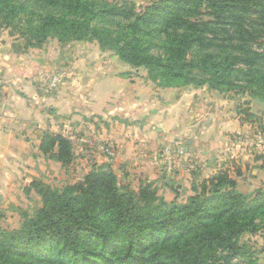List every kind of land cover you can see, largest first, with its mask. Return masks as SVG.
Here are the masks:
<instances>
[{"label":"rangeland","instance_id":"1","mask_svg":"<svg viewBox=\"0 0 264 264\" xmlns=\"http://www.w3.org/2000/svg\"><path fill=\"white\" fill-rule=\"evenodd\" d=\"M14 1L24 7L14 19L2 20L0 16V64L11 58L9 63H16L18 68V62L24 60L40 61L41 93L62 92L66 97L71 93L73 110L66 114L68 106L64 101L60 104L62 114L55 117V108L45 104L41 128H34L32 135L23 133L10 142L0 143L1 227L18 228L22 213L32 214L40 207V189L73 184L93 166L100 165L110 168L119 184L130 189L137 190L141 183L151 182L157 194L167 201L185 202L189 195L200 191L204 180L220 171H226L236 181V188L249 197L264 190V168L258 158L264 154V101L236 87L228 90H214L207 84L197 88L180 84L162 87L148 77L145 68L121 61L110 50H101L96 40L60 43L50 34L40 46L27 47L28 28L40 14H55L58 9L43 0ZM89 1L99 9L115 6L133 13L129 19H107L106 28L113 30L120 27L117 24L126 26L134 14L146 13L147 6L161 0ZM212 12L201 6L199 14L190 18L205 29L206 44L189 49L188 58L211 54L222 59L264 51L261 24L246 25L245 30L238 32L226 24H218ZM148 38L156 44L152 52L166 51L167 41L162 42L165 38L159 40L155 34ZM256 68L264 71V64ZM127 83L136 89L132 98ZM170 88L178 90L169 91ZM159 91H167L164 100L158 96ZM178 94L177 105L165 110L164 104L174 102ZM128 99L133 100L128 103ZM123 130L131 136L128 142L135 141L123 150L125 157L120 152L126 142ZM46 132L71 141L73 157L68 164L49 159L39 150ZM160 132H165L166 138ZM111 134L118 141L108 138ZM11 149L18 156H9L7 151ZM255 222L257 229L240 237V243L252 255L236 256L231 264H264V217L258 216ZM217 254L222 261L227 252Z\"/></svg>","mask_w":264,"mask_h":264},{"label":"trees","instance_id":"2","mask_svg":"<svg viewBox=\"0 0 264 264\" xmlns=\"http://www.w3.org/2000/svg\"><path fill=\"white\" fill-rule=\"evenodd\" d=\"M43 2L58 11L39 15L28 28L27 47L40 46L50 34L60 43L96 40L101 50L145 68L162 87H236L264 101V71L256 68L264 64V51L222 59L187 56L189 49L206 44L205 29L190 19L201 6L213 11L218 24L241 32L246 25L264 29V0H161L113 30L106 28L107 19H129L133 13L115 6L99 9L89 0ZM22 7L0 0L2 20L16 18ZM153 34L165 38V52H152ZM38 148L63 165L73 157L71 141L60 134L44 133ZM258 158L264 168V154ZM42 189V205L22 213L18 228L0 226V264H231L236 256L252 255L240 237L254 232L255 219L264 217V190L249 197L226 171L204 180L185 202L167 201L151 182L137 190L123 186L105 165L93 166L73 184ZM219 251L227 252L222 261Z\"/></svg>","mask_w":264,"mask_h":264},{"label":"crops","instance_id":"3","mask_svg":"<svg viewBox=\"0 0 264 264\" xmlns=\"http://www.w3.org/2000/svg\"><path fill=\"white\" fill-rule=\"evenodd\" d=\"M25 54H27V52H25ZM4 57L5 54H2V60L4 59ZM11 61L12 60L10 58V61H2L0 64V81L3 82L1 87L2 90H0V143L6 140H7L6 142H10L14 140L17 137V135L20 136L23 133L32 135L34 128H41L43 124L42 123L43 114L45 111L44 107H46V105L55 108V117H57L58 114H62L60 113V109H61L60 104H62L64 101L67 103V106L69 107V108L67 107L68 112L66 114H69V112L73 110L72 99H70L71 93H68L67 97L64 96L62 92H60L59 94L55 93L53 95L52 94L43 95L41 93V89H40L41 67L39 66L40 61H30V59L26 61L24 60L23 62H18V66H19L18 68L16 63H9ZM126 86L128 87L127 88L128 92L132 98L134 94L133 91L136 92V89H134L133 86L130 85L129 83H127ZM172 89H177V88H170L169 91H171ZM145 90H146L145 93L146 95L148 94L147 90L149 89L147 88ZM166 92L167 91H162V92L159 91L157 94L160 97V99L164 100V95ZM179 95L180 94H178L177 98H174L173 100L174 102L169 101L168 103L164 104L165 110L166 109L170 110V108H173L177 105V102L180 98ZM132 100L128 99V103H131ZM93 106L94 104H92L90 108ZM105 110L106 112L108 111L107 108ZM102 111L103 108L98 112H102ZM50 121H52L51 117H50ZM50 130H52V128H50ZM41 132L42 131H40L39 134H42ZM127 132L128 131L123 130L124 133L123 137H125L124 140L126 142L125 144H122V151L120 148V152L122 153L123 150L128 148L130 145L132 146L133 143L135 142L134 140H132L131 142L127 141V139L131 137L130 135L127 134ZM158 134L166 138L165 132H160ZM108 138L112 140L115 139L116 141H118L114 134H111ZM0 146L2 145L0 144ZM7 152L9 156H13V157L18 156L14 153L12 149L8 150ZM123 155H124L123 157L126 156L124 153ZM2 157L3 154L0 152V164L1 163L3 164V161L1 160Z\"/></svg>","mask_w":264,"mask_h":264}]
</instances>
